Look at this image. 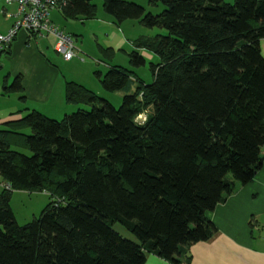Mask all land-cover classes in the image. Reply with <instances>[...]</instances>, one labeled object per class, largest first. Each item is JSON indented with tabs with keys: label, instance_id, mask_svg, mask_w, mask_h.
Segmentation results:
<instances>
[{
	"label": "trees",
	"instance_id": "16d2710c",
	"mask_svg": "<svg viewBox=\"0 0 264 264\" xmlns=\"http://www.w3.org/2000/svg\"><path fill=\"white\" fill-rule=\"evenodd\" d=\"M67 20L96 19L91 0H62ZM118 25L139 21L167 35L135 47L160 59L146 85L120 67L97 75L122 106L73 82L52 120L33 111L0 130V264H172L218 230L207 215L250 184L264 163V0H103ZM141 52L132 63L146 65ZM8 91H23L20 78ZM146 116L142 124L138 121ZM30 130L31 135L22 131ZM10 136L25 138L30 156ZM23 142V141H22ZM51 190L39 219L20 226L12 191ZM119 224L138 243L125 239Z\"/></svg>",
	"mask_w": 264,
	"mask_h": 264
},
{
	"label": "crops",
	"instance_id": "0c3cea01",
	"mask_svg": "<svg viewBox=\"0 0 264 264\" xmlns=\"http://www.w3.org/2000/svg\"><path fill=\"white\" fill-rule=\"evenodd\" d=\"M226 1L234 2V0ZM17 11V5H8L5 0H0V35H5L10 31ZM107 18L105 17L104 20H108L109 24L112 22L117 24L113 17H111L113 20ZM51 20L61 30L69 25L63 12L58 10L51 12ZM94 20L96 19L70 21L85 24ZM66 30L63 31L72 38L74 37L73 39H78L80 36L74 29L70 32ZM55 44L56 40L53 37L41 38L20 32L10 49L5 53H0V87H4V92L0 90V97L11 93L8 87L17 78L21 79L23 86V91L17 93L19 96L17 112H10L8 117L0 119V126L8 121L22 118L25 110L28 113L31 109L42 111L52 107L63 109L72 105L80 106L67 102V83L75 82L68 80L63 74L62 65H65L54 55ZM261 49L264 55V40L261 42ZM96 63L104 65L106 69L109 68V65L103 61L98 60ZM65 64H70V62L65 61ZM78 85L86 88L84 84ZM262 153L264 157V150ZM207 217L217 228V235L210 242L191 246L188 249L191 259L182 264H264V163L250 184L242 187L224 204L208 213ZM146 264L172 263L148 254Z\"/></svg>",
	"mask_w": 264,
	"mask_h": 264
},
{
	"label": "rangeland",
	"instance_id": "374dc122",
	"mask_svg": "<svg viewBox=\"0 0 264 264\" xmlns=\"http://www.w3.org/2000/svg\"><path fill=\"white\" fill-rule=\"evenodd\" d=\"M129 1L142 6L147 13H152L154 15H159L164 10L161 5L159 7L151 6L148 0ZM91 2L98 8L96 20L86 22L85 24L68 20L66 21L69 24L68 26L65 27V25H62L65 27L63 30L67 28L69 31H66L70 32V30L74 29L75 32L80 35L78 39H73L76 48L80 51L79 59H74L72 63L65 64V60L58 55L57 52H55L54 55L59 61L64 63L65 66L62 65V72L66 75L68 80H73L77 84H84L83 86L91 90L100 99L107 100L116 109H120L126 94L124 92L109 93L105 91L101 84V79L97 74L101 72L103 73L102 76H104L111 68L120 67L130 72L134 77L141 78L146 85L152 84L154 82L152 65L159 64L160 59L146 51H139L135 47V43L144 39H154L158 35H167V32L157 28H146L136 20L126 21L122 26L118 24L115 25L113 22L109 24L108 20H104V18H112L104 11V1L91 0ZM94 23L96 24L94 25ZM114 37L116 38L114 39ZM133 52H141L140 54L146 58V65L137 66L133 64L131 57ZM98 60L108 64L109 68L106 69L104 65H97L98 63L96 62ZM0 90L4 92V87H0ZM18 101L19 96L14 92H11L8 96L0 97V119L8 117L11 113H16L19 107L17 104ZM80 109L90 108L82 105H72L71 107L69 106L63 109L61 107H52L37 112L52 120L62 121L65 116L75 114ZM33 110L34 109L29 110L28 113L26 110L23 111V117L26 116V113L29 114L33 112ZM138 121L143 124L146 121V116H141ZM0 130L3 131L6 130V128L1 125ZM22 134L26 136L31 135V131L26 129L22 131ZM9 140L16 141L12 144L13 150L15 149L27 156L31 155L29 150L25 149V138L10 136ZM1 192H4V190L0 188V193ZM52 201L53 196L51 190H48V192L27 190L11 192V207L20 226H26L35 219H39ZM114 229L125 239L138 243L136 237L129 233L123 226L116 224Z\"/></svg>",
	"mask_w": 264,
	"mask_h": 264
},
{
	"label": "built area",
	"instance_id": "2783aa9c",
	"mask_svg": "<svg viewBox=\"0 0 264 264\" xmlns=\"http://www.w3.org/2000/svg\"><path fill=\"white\" fill-rule=\"evenodd\" d=\"M5 3L17 5L18 11L10 31L0 35V53L10 49L20 32H26L31 36L55 38V51L66 62L79 59L80 51L76 48L73 38L51 20V12L63 11L65 3L62 0H5ZM0 188L11 191L10 184L2 180H0Z\"/></svg>",
	"mask_w": 264,
	"mask_h": 264
}]
</instances>
